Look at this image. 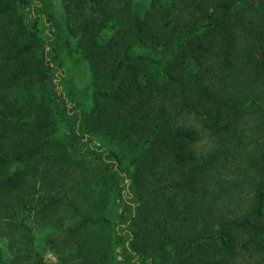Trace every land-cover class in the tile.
I'll use <instances>...</instances> for the list:
<instances>
[{
  "label": "trees",
  "instance_id": "obj_1",
  "mask_svg": "<svg viewBox=\"0 0 264 264\" xmlns=\"http://www.w3.org/2000/svg\"><path fill=\"white\" fill-rule=\"evenodd\" d=\"M60 1L0 0V264H264V0Z\"/></svg>",
  "mask_w": 264,
  "mask_h": 264
},
{
  "label": "rangeland",
  "instance_id": "obj_2",
  "mask_svg": "<svg viewBox=\"0 0 264 264\" xmlns=\"http://www.w3.org/2000/svg\"><path fill=\"white\" fill-rule=\"evenodd\" d=\"M54 3V10L56 13V16L58 19H60L62 22L64 21L65 15H64V7L61 3L60 0H53ZM66 73L68 76V79L72 82V85L74 88L78 91V93L83 96L87 97L90 84H91V75H90V70L88 68L87 63L80 62V63H75L74 61H67V68H66ZM205 139V138H204ZM201 140L199 143L200 149L206 150L208 147V143L206 140ZM38 236L41 238L43 236H50L51 233L48 232L47 230L44 233H39V229L37 230ZM80 238H84L83 236ZM47 260L50 262L56 261V258L54 257L53 254H48L47 255Z\"/></svg>",
  "mask_w": 264,
  "mask_h": 264
}]
</instances>
